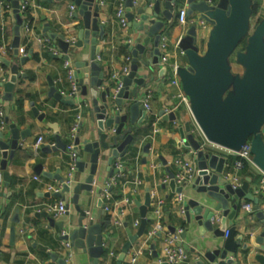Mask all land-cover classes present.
Segmentation results:
<instances>
[{
  "label": "crops",
  "instance_id": "obj_1",
  "mask_svg": "<svg viewBox=\"0 0 264 264\" xmlns=\"http://www.w3.org/2000/svg\"><path fill=\"white\" fill-rule=\"evenodd\" d=\"M118 0H96L99 3V19L105 27V36L98 38V44L103 49L99 54V63L105 72L103 85L112 84V91L118 87L119 82L112 78V73L120 72L125 60L131 53L126 45L134 43V38L142 34L133 31L128 32V27L123 28L115 14L116 3ZM27 10L23 14V20L28 24L27 30L20 27V45L18 55H14L11 42L14 37L15 18L10 3L7 0H0V53L11 61L12 64L19 65L21 74L12 92L11 100H3L4 91L0 85V110L9 122L15 123L19 130L30 129V134L25 139H20V148L14 152L12 159L6 163V172L9 181L0 184V264H59L54 261L50 254H56L64 259L65 250L60 239L61 232L56 227H49L47 218L40 214L37 209L45 204L55 203L63 200L68 211L61 218L55 219L56 222H63L66 225H74L79 217V212L72 202V192L65 193L63 198L58 196H45L44 193L50 192L49 185L56 184L54 178H47L41 174L35 173V166L42 165V170L48 173H56L63 179L68 177L69 157L65 151L58 150L47 153L42 151L45 145L53 146L56 144L54 133L49 123H55L62 141L68 143V134L74 121V115L78 112L81 116L80 126L77 132L79 145L76 146L78 156L83 161L88 162L89 154L83 151L84 141L89 137L94 129V124L90 120L92 103L90 97V86H87V95L79 94L72 98L73 105H66L50 96V85L48 77L54 82L57 91L67 90L69 83L67 81V68L65 60L62 58H53L54 54H62L56 41L47 38L44 29L49 26V32L64 34L66 39H75L77 30L81 24V18H72L69 16L70 6L74 5L71 0H28ZM103 2V4H100ZM258 3V0H257ZM9 5L11 9H7ZM76 7V6H75ZM180 8H185L184 3L179 4L174 9V15L171 25L174 30L171 35H163L166 41L164 54L168 56L170 62H177L179 66L185 65L181 58L180 51L177 49V38L180 37L184 29L190 25L179 24L177 22V13ZM188 19V18H187ZM190 22V19H188ZM12 28L11 34L7 29ZM211 26L200 29L198 32L199 51L204 52L210 34ZM45 40L55 46L53 51L45 53ZM151 46V42L149 44ZM80 52L69 50L68 61L72 69L76 70L75 62L80 59ZM28 56L27 60L20 64V57ZM151 61L152 59L149 58ZM164 71L161 73V69ZM85 69H82V72ZM140 74L146 72L148 77L143 87H139L141 102L149 98L151 112L148 113V120H144L140 125H136L139 130L137 139L131 144V151L123 157L114 159L115 163H120L122 169L117 175L114 171L109 176L110 171L106 170V161L100 158L98 172L94 177V190L91 196H86L84 191L79 193L78 204L85 210L87 217L92 218L94 222L103 224L104 235V254L99 259V264H115V259L120 249L127 239V233L123 223L125 222L132 233L137 229L134 227L135 221L140 222L139 208L135 201L141 204L144 202L145 191L150 189L151 203L148 207L146 218L150 222L145 230L151 229L156 221H159L164 228L174 227L182 229L185 237L182 236L181 244L188 253L190 264H196L203 261L204 264H261L259 255L264 256V250L255 247L251 239L261 236L264 232V173L256 166H250V174L243 175L242 169L234 167L236 155L228 153L226 150L216 147L207 142L200 130L190 110L184 105H177L178 92L177 86L171 84V72L167 67L161 64H151L146 70L140 66ZM10 74L9 68L3 66L0 62V82H5ZM151 76V78H150ZM79 111L76 110L78 105ZM37 108L44 114L43 120H38L32 109ZM161 110H174L176 119L174 121H160V132L149 140L147 135L151 131V122L155 116H159ZM188 122L199 138H202L204 145L210 151L224 157L227 163L223 166V175L234 174L240 179L250 177L249 191L254 197L258 198V209H255L254 203L249 200L238 199V210L232 220L231 226L234 228V240L242 236L240 243L236 245V252H228L224 259L216 258L214 263L208 262L204 258L207 250L213 251L222 248L224 238L216 237L212 232H206L203 235L199 233V227L195 222L187 223L185 216L179 210L177 202L178 193L171 190L169 186L168 173L165 166L159 159L162 157L166 161V167L174 174L178 171L175 164L176 159H193L194 152L179 148L177 140L180 142L179 127ZM5 127L6 124L4 123ZM39 136H42L43 142L39 148H34V143ZM150 142V153L146 157V162H142V148L145 143ZM131 152V153H130ZM108 152H106V155ZM153 165L157 167L154 168ZM112 170V169H111ZM2 174V170L0 169ZM88 174V165L83 171L77 169L70 174L72 185L82 182ZM114 177L112 191L108 190L109 196L102 195V188L105 183ZM165 178H168L165 181ZM101 190V198L105 205L109 207L108 212H100L97 207V198L94 194ZM53 193V192H51ZM182 201L187 198L196 197V192L192 189V183L183 187L181 192ZM128 199L126 201L125 199ZM161 203V217L156 218L153 209L156 202ZM251 203L250 211L243 208L244 204ZM262 216H258V212ZM107 214L109 221L104 223L102 217ZM51 216L50 214H48ZM99 216V217H98ZM52 217V216H51ZM53 218V217H52ZM215 227L219 226L218 221L214 222ZM230 228V225L227 226ZM11 229H14V238L11 239ZM165 229V230H166ZM153 244L154 250L150 248ZM246 246L245 248H243ZM264 246V243H262ZM73 258L70 264H92V259L87 253L74 248ZM135 257L134 264H163L162 241L147 239L145 234L139 237L131 246L126 254L122 264H129L130 259ZM231 260V263H227Z\"/></svg>",
  "mask_w": 264,
  "mask_h": 264
},
{
  "label": "water",
  "instance_id": "obj_2",
  "mask_svg": "<svg viewBox=\"0 0 264 264\" xmlns=\"http://www.w3.org/2000/svg\"><path fill=\"white\" fill-rule=\"evenodd\" d=\"M12 8L15 18L14 37L11 42L14 55L19 53L20 27L24 20L19 13V4L23 0H7ZM76 6L72 18H81V24L73 41L66 39L64 34L49 32V26H45L44 32L51 41H56L62 54H54L53 58L68 60L69 50L80 52V59L75 62L74 76L77 79L81 95H87V86H90L92 111L90 120L94 129L83 142V151L89 154L88 162L78 156L76 169L83 171L88 165V174L82 182L65 184L59 171L48 173L42 170V165L35 166V173L47 178H54L62 187L58 192H46L45 196L64 197L65 193L72 192V202L75 204L79 217L74 225H66L56 222L47 212L40 215L47 218L49 227H56L61 240L70 241L72 247L87 253L92 259V264H99L100 257L104 254L103 224L94 222L88 218L84 209L78 204L79 193L84 191L86 196H91L94 190V177L98 172L100 158L106 161V170L109 176L118 172L111 170L115 158L125 156L131 151V144L137 139L139 130L135 132L136 125L148 120V113L141 102L139 87H143L148 77L146 72L140 74V66L145 70L159 62V43L163 35H171L174 30L171 25L174 9L179 4L186 6V16L192 19L182 35L177 38L176 47L180 51L185 65L179 66L177 73L180 87L189 100V109L195 123L204 139L212 145L223 149L239 151L249 142L250 152L254 165L264 173V18L250 30L251 5L257 0H124L125 18L128 32L137 31L142 34L134 38V43H127L126 47L131 53L132 60L128 74L121 78L120 88L113 92L112 84L103 85L105 72L97 60L103 47L98 44V38L105 36V27L99 19L100 5L96 0H71ZM203 20L211 26L210 34L204 52L199 51L198 32L201 27L198 21ZM249 34V35H248ZM247 37V44L243 52L236 54L237 62L244 68L242 76H234L230 72L229 57L235 51L240 41ZM151 42V46L149 45ZM28 56L20 57V64L27 60ZM149 58L152 60L150 61ZM0 62L9 68L10 74L5 82H0L3 87V100H11L15 84L20 78L19 65L12 64L10 60L0 53ZM82 69H85L82 72ZM161 73L164 68L160 70ZM151 78V76H150ZM50 96H53L66 105H73L74 100L68 96H62L54 86V82L48 77ZM38 120H43L44 114L37 108L32 109ZM164 120L174 121V112L165 114L159 112ZM6 127L0 128V169L4 182H8L6 163L12 159L14 152L20 148L19 140L25 139L30 134V129L19 130L15 123L9 122L5 117ZM81 124H79L80 126ZM52 128L56 144L45 145L42 151H65L66 143L61 140L55 123H49ZM179 148L194 152V161L197 173L192 183V189L196 197L182 201L184 216L187 223L195 222L199 227V233L212 232L216 237H223L222 248L213 251L207 250L204 258L214 263L216 258L224 259L228 252L235 253L236 245L242 239L239 236L234 240V228L232 220L238 210V199L249 200L258 209V198L249 191L250 177H245L241 184L233 187L229 179L224 178L223 166L227 163L224 157L210 151L205 147L202 138H199L191 125L186 122L179 127ZM74 143L79 145V137H75ZM150 142L144 144L142 162L150 153ZM106 152L108 154L106 155ZM168 173L169 186L175 193H181L184 186H176L174 173L166 167V161L159 158ZM114 166V165H113ZM2 194L0 193V196ZM94 196L97 198V207L104 212L105 202L101 198V190ZM151 203L150 189L145 191L144 202L135 201L139 208L140 224L135 233L124 222L127 239L118 253L115 264H122L132 244L141 237L148 220L146 214ZM262 216V212L257 213ZM99 217V216H98ZM219 226L215 227L214 222ZM230 225V228L227 226ZM173 232L174 227H169ZM158 234L157 236H159ZM11 239L14 238V229H11ZM185 237V232L181 235ZM255 247L264 250V232L261 236L251 239ZM154 245L150 248L154 250ZM244 246L243 248H245ZM54 261L65 264L64 259L56 254H50ZM261 264H264V256H258ZM231 263V260H227ZM196 264H204L198 261Z\"/></svg>",
  "mask_w": 264,
  "mask_h": 264
},
{
  "label": "built area",
  "instance_id": "obj_3",
  "mask_svg": "<svg viewBox=\"0 0 264 264\" xmlns=\"http://www.w3.org/2000/svg\"><path fill=\"white\" fill-rule=\"evenodd\" d=\"M28 0H23L20 1L19 4V13L20 16L22 18L23 14L25 13V11L27 10V6H28ZM124 0H118L116 3V17L120 23V25L125 28L127 26V21L125 18V11H124ZM100 4H103V2H100ZM7 9H11L9 5H6ZM76 7L75 5H71L70 6V11H69V16L72 17L74 11H75ZM23 19V18H22ZM177 22L179 24H187V23H191L192 19H190V22L187 19L186 16V9L185 8H180L178 10L177 13ZM198 25L201 27V29L203 28H207L209 24H207L206 22H204L203 20L198 21ZM23 27L27 30L28 28V24L25 22L23 24ZM74 39H69V41H73ZM45 46L53 51L55 49V46L52 45L49 41L45 40ZM44 46V47H45ZM166 48V41L164 40V38L161 39L160 43H159V50H160V58H159V64H161L162 66H164L165 68H169L170 72H171V84L177 86L178 88V92L176 94V98L178 99V103L177 105H184L185 107H187L189 109V100L188 97L185 95V93L183 92L182 88L180 87V81H179V76L177 73V70L179 68L178 63L175 62H170L168 60V56L166 54H164V50ZM97 60L99 59V57H96ZM130 64H131V58L130 56H128L125 60V63L121 69L120 72H114L112 73V78L116 79L119 84L118 87L115 91H117L120 86H121V78L128 74L129 72V68H130ZM65 66L67 68V81L69 83V88L67 90H62L60 91V94L62 96H68L69 98H74L79 94V87H78V83H77V79L74 76V69L71 68L70 63L68 60H65ZM2 82L4 81V79L1 80ZM144 107L147 111V113L151 112V106L149 103V98H145L143 101ZM86 103H83L82 105H78L76 107V110L79 111V109L81 108V106H86ZM190 110V109H189ZM165 114H169L171 112H174V110H165L164 111ZM80 120H81V116L80 114L77 112L74 115V121L73 124L70 127L69 130V134H68V143L66 145V151L68 153V157H69V163H68V167H69V175L66 179H64V183L65 184H70L71 183V179H70V174L72 172H74L76 170V163H77V158H78V152L76 151V145L74 143L75 137L77 135L78 129H79V124H80ZM160 121H161V116H155L154 119L151 122V131L150 133L147 135V138L149 140H152L156 134H158L161 130L160 128ZM4 114L3 112L0 110V128H4ZM43 142V138L42 136H39L37 138V140L34 143V148L37 149L39 148V146L42 144ZM53 146L55 144H52ZM216 146V145H214ZM218 147V146H216ZM221 148V147H219ZM223 149V148H221ZM226 150L228 153H232L234 155H236V158L234 160V167L236 169H242L244 167L245 164L249 165V166H255L253 161H252V154L250 152V146H249V142L245 143L241 149L239 151H232V150H228V149H224ZM175 164L177 165L178 171L175 173L174 175V181L176 186H185L188 183H191V181L193 180V178L195 177L196 173H197V169H196V164L195 161L193 159H176L175 160ZM154 168H156V165H153ZM115 168L118 170V172L116 173L117 175H119L120 170L122 169V166L120 163H115ZM225 179H229L232 182L233 187H237L241 184L240 179L237 175H230L229 173L227 175H224ZM168 178H165V181ZM2 174L0 173V184L2 183ZM114 184V177L111 178L108 182L105 183L104 187L102 188V195L105 197L109 196V187ZM62 187V183L57 182L56 184L53 185H49L48 186V190L50 192H58L60 191ZM262 188H264V186H262ZM126 201H128V199H125ZM177 202L179 203V210L181 213H184V209L182 206V195L181 193H178L177 196ZM161 203L162 201L158 200L156 202V205L153 209V214L156 216V218H160L161 217ZM243 208H245L246 210L250 211L252 209V204L251 203H247L243 205ZM103 210L105 212L109 211V207L108 206H104ZM38 212L41 211H45L48 214H50L53 218L58 219L61 218L63 215L66 214V212L68 211V207L66 205V203L63 200H58L55 203H50V204H45L44 206L40 207L37 209ZM140 222L139 221H135L134 223V227L135 229L138 228ZM164 228V226L159 222L156 221L154 226L149 229L148 231L144 232L145 236L147 239H153V240H161L162 241V253H163V259L162 262L163 264H190L189 260H188V253L186 251V249L183 247V245L181 244L182 241V233L183 230L182 229H175L173 232H171L169 229ZM63 234V233H62ZM158 234H160L159 236H157ZM227 235V231H225V235ZM62 246L65 250V254H64V262L65 264H70L73 258V254H74V249L70 243V241H64L62 240ZM135 262V257L133 256L130 259L129 264H134Z\"/></svg>",
  "mask_w": 264,
  "mask_h": 264
},
{
  "label": "rangeland",
  "instance_id": "obj_4",
  "mask_svg": "<svg viewBox=\"0 0 264 264\" xmlns=\"http://www.w3.org/2000/svg\"><path fill=\"white\" fill-rule=\"evenodd\" d=\"M258 4H259V10H258L257 14L255 16H253V17H250V30H249V33L252 32L253 29L255 28L256 23H257L256 21H257L258 17H261L262 19L264 18V0H258ZM247 37L248 36L245 37L244 45L238 44V46L236 47L235 51L229 57L230 72L234 76H242L243 73H244V68L236 60V54L239 51L243 52L245 50V47H246V44H247Z\"/></svg>",
  "mask_w": 264,
  "mask_h": 264
},
{
  "label": "trees",
  "instance_id": "obj_5",
  "mask_svg": "<svg viewBox=\"0 0 264 264\" xmlns=\"http://www.w3.org/2000/svg\"><path fill=\"white\" fill-rule=\"evenodd\" d=\"M251 9H252V13H251V17H253V16H255L256 14H257V12H258V10H259V4L258 3H256V4H252L251 5ZM262 18L261 17H258V19H257V23L261 20ZM24 23H25V21H24ZM256 23V24H257ZM12 31H13V29L12 28H8L7 29V33L8 34H11L12 33ZM245 38H243L241 41H240V43L239 44H242V45H244V43H245ZM45 53H49V50H48V48L45 46ZM133 150H131V152H132ZM130 152V153H131ZM114 165V161H113V164H112V167H111V169L112 170H114L115 169V165ZM249 168H250V166L249 165H247V164H245L244 165V167L242 168V174L243 175H249L250 174V170H249ZM112 188H113V186L111 185L110 187H109V189L108 190H110V191H112ZM147 213H148V210H147ZM147 215V214H146ZM147 220H148V223L150 222V218H146ZM102 220H103V222L104 223H107L108 221H109V216L107 215V214H105L103 217H102ZM148 223H147V225H148ZM147 225H146V228H147Z\"/></svg>",
  "mask_w": 264,
  "mask_h": 264
}]
</instances>
